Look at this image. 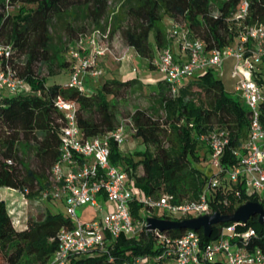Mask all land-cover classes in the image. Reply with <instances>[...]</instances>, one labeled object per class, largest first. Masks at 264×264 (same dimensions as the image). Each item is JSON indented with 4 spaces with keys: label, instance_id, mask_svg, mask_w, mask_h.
Wrapping results in <instances>:
<instances>
[{
    "label": "trees",
    "instance_id": "trees-1",
    "mask_svg": "<svg viewBox=\"0 0 264 264\" xmlns=\"http://www.w3.org/2000/svg\"><path fill=\"white\" fill-rule=\"evenodd\" d=\"M250 23L264 27V0H248ZM240 0H124L114 15L113 33L124 18L127 25L122 33L127 45L140 57L151 60L155 50L167 46L164 17L185 23L189 34L204 40L207 49L221 47L233 39L234 26L230 21ZM26 9L32 6L24 19L15 18L5 8ZM106 0H0V41L10 46L8 63L31 86V92H20L0 100V187L21 189L27 187L28 202L47 187L48 174L59 155V136L56 130L59 113L53 98L61 95L78 104L77 123L85 136L123 126L118 99L128 89L141 86V80L131 78H106L99 89L89 93L54 82L47 84L36 71L37 65H54L65 68L59 60L58 49L52 40L51 28L55 19L84 9L96 22L106 12ZM69 32H75L66 25ZM255 79L264 85V58L258 65ZM155 94L162 115L155 108H135L127 114L132 136L144 143V150L136 151L138 160L121 157L119 147L111 144V161L132 171L134 187L145 195L171 193L178 201L195 199L206 178L192 164L198 159L197 135L207 129L219 127L229 132V148L240 144L248 130V109L235 94L224 90L221 81L214 78L212 70L200 73L195 79L183 83L175 96H170L164 79L147 84ZM201 96V97H200ZM124 127V126H123ZM23 143L34 150L38 167L28 168L18 158L19 135ZM202 144V143H200ZM10 160V162H7ZM226 161L234 160L226 151ZM141 168L139 173L137 168ZM24 172V173H23ZM36 187V190H34ZM228 198L227 204L219 199ZM257 201L254 196L233 197L216 193L212 210L228 215L237 206ZM141 204L132 205V214L138 217ZM212 225L206 237L198 229L201 241L214 239L221 226ZM62 226H72V220L63 212L39 214L36 219L27 216V227L15 228L4 200L0 199V264H46L57 247L56 232ZM245 227H253L257 236L250 246L264 252V224L257 216L250 217ZM186 229L164 230L179 236ZM161 247L153 234L141 230L137 235H120L112 242L109 253L98 252L74 259L71 264H124L138 256H151V264H174L160 255ZM112 258V260L110 259ZM208 264H222L215 260Z\"/></svg>",
    "mask_w": 264,
    "mask_h": 264
},
{
    "label": "built area",
    "instance_id": "built-area-1",
    "mask_svg": "<svg viewBox=\"0 0 264 264\" xmlns=\"http://www.w3.org/2000/svg\"><path fill=\"white\" fill-rule=\"evenodd\" d=\"M11 8L7 5L6 13ZM248 17L249 1L240 0L230 17L235 32L232 41L209 49L203 39L191 36L181 23L172 20L167 33L178 41L186 60H177L169 46L158 49L153 60L155 68L164 76L170 96H175L194 72L222 68L223 61L229 57L234 60L231 76L235 79V95L248 109L247 134L240 144L230 148L229 132L219 127L197 135L217 172L206 178L195 199L178 201L171 193L145 195L137 190L132 171L111 161V144L119 147L126 140L124 127L119 125L85 136L77 123V102L61 95L53 98L59 113L56 126L59 155L48 170L47 187L40 191V197L61 201L72 226H62L56 232L57 247L46 264H71L84 255L109 253L112 242L120 235L133 236L141 230L153 234L161 247L160 255L172 259L174 264H208L215 260L222 264H264V252L250 246L257 232L253 227L244 228L246 223L223 225L214 239L204 243L197 230L186 229L179 236H171L158 229H147V217L132 214L135 203L150 212L157 211L159 215L153 217L169 220L211 214V202L216 193L235 198L242 194L254 196L264 207V85L255 79L258 65L264 58V27L248 22ZM106 38L107 34L94 31L73 40L68 47L72 65L65 85L86 92L84 77L96 79L103 73L97 58L107 50L103 44ZM9 56L10 46L0 41V100L32 91L29 83L8 63ZM227 149L234 160L231 163L225 160ZM15 190L20 193L22 202L19 207L7 210L12 225L24 229L27 227L29 189ZM220 201L227 204L228 198ZM82 205L92 206L101 215L90 220L78 218L75 210ZM145 259L138 256L124 264H145Z\"/></svg>",
    "mask_w": 264,
    "mask_h": 264
},
{
    "label": "rangeland",
    "instance_id": "rangeland-1",
    "mask_svg": "<svg viewBox=\"0 0 264 264\" xmlns=\"http://www.w3.org/2000/svg\"><path fill=\"white\" fill-rule=\"evenodd\" d=\"M124 0H106L107 8L104 16L96 22L92 17H90L84 9L79 12H71L68 15H64L58 19H55L52 23L51 35L52 40L56 44L58 49L59 60L67 61V66L65 68L58 67L54 65H37L36 71L39 77L46 79L47 84H52L54 82H59L65 84L69 81L70 68L72 61L68 54V47L72 45L74 39L79 35L88 36L94 31H99L103 34H107V38L103 41V44L107 47L105 54L97 58V64L102 69L103 73L92 81L87 77L85 78V91L87 93L92 90L96 91L99 89L100 84L106 78H120L121 73H126L129 70H134L132 72L133 76H136L141 80V86H135L128 89L124 94L118 99L119 109L122 114V122L124 126L125 133L127 134L126 140L119 146V152L121 157H132L134 160H138L139 156L134 154L136 151L144 150V143L141 139L132 136V129L130 128L129 121L127 119V114L134 110L135 108L151 109L152 107L157 109L159 115L163 114L160 110L158 102L155 99V94L151 91V88L147 84H155L158 80L163 77V74L155 68L153 60L156 56L157 50H155L151 60L144 59L137 55L133 48L129 47L125 41L122 30L127 25V19L124 18L120 22H116V30L111 33L114 22V15L120 9V5ZM32 6H27L26 9L18 8L15 6L11 8L10 11L13 13L15 18L24 19L25 16L30 12ZM172 23V20L165 16L164 25L167 39V46H172L174 43V38L168 35V29ZM70 25L75 29V32H69L66 29V25ZM184 29H187L185 23H181ZM233 34H235L233 30ZM234 60L232 58H226L223 61L222 68H216L212 70V75L214 78H218L225 91L234 93V81L235 79L231 76V68ZM198 71L194 72L191 76L187 77L186 81L195 79ZM154 80V81H153ZM88 82V83H87ZM90 83V84H89ZM89 84V86H88ZM201 97V96H200ZM20 145H18V158L21 160L28 168L36 170L38 167L37 159L34 156V150L32 147H28L24 144V139L22 134L19 135ZM198 159H192V164L198 168L204 178H209L212 174L217 172V168L210 164V157L207 148L204 144L198 143L197 145ZM138 172H141V168H137ZM24 173V172H23ZM47 175L48 172L45 170L43 173ZM36 190V187L35 189ZM38 196L29 200L27 207V216L36 219L39 214H44L46 210L50 212H64V206L61 201H55L49 198H41L40 194ZM17 195V194H16ZM15 195L9 194L5 196V204L7 209L11 207H16L17 204L22 202L20 193L17 195L18 199L15 200ZM0 197L3 198V193L0 192ZM28 198V197H27ZM98 199V198H97ZM20 206V204H19ZM76 216L82 220H90L94 217H99L101 215L100 211L94 210L92 206L82 205L76 208ZM152 215H159L157 211L150 212L145 207L138 209V217H148ZM90 253V252H89ZM145 259V264H151V256L143 257ZM225 258V257H224ZM226 260V259H225ZM224 260V261H225Z\"/></svg>",
    "mask_w": 264,
    "mask_h": 264
},
{
    "label": "water",
    "instance_id": "water-1",
    "mask_svg": "<svg viewBox=\"0 0 264 264\" xmlns=\"http://www.w3.org/2000/svg\"><path fill=\"white\" fill-rule=\"evenodd\" d=\"M257 216L258 222L264 224V207L257 201H247L233 211V213L224 215L218 211H213L211 214H205L197 217L187 218L183 220H169L165 218H156L149 216L147 220V229H158L160 231L184 228V229H201L202 234L209 237L212 230V225L221 222H242L246 223L252 216Z\"/></svg>",
    "mask_w": 264,
    "mask_h": 264
},
{
    "label": "crops",
    "instance_id": "crops-1",
    "mask_svg": "<svg viewBox=\"0 0 264 264\" xmlns=\"http://www.w3.org/2000/svg\"><path fill=\"white\" fill-rule=\"evenodd\" d=\"M173 44H172V46L170 45L169 47L171 48V50H172V52H173V54H174V56H175V58L177 59V60H180V61H184V60H186V54L180 49V46H179V43H178V41H176V40H173ZM132 72H134V70H129V71H127L126 73H121L120 74V78H131V77H136V76H133L132 75ZM88 78L89 80L91 79L92 81H94V79H92V78H90L89 76H85L84 77V80H85V78ZM161 79H164V76L161 78ZM160 79V80H161ZM154 81V80H153ZM85 83H86V81H85ZM88 83V82H87ZM66 84V83H65ZM90 84V83H89ZM89 84H88V86H89ZM92 91H94V90H92ZM206 147V146H205ZM0 192H2L3 193V198H1L0 197V199H2V200H5L4 198H5V196L7 197L9 194H13V195H15L14 197H15V200L16 199H18V194H19V192L17 191V190H15V188H12V187H0ZM17 194V195H16ZM20 204V203H19ZM19 204H17L16 205V208L17 207H19ZM64 206V205H63ZM64 213V212H63Z\"/></svg>",
    "mask_w": 264,
    "mask_h": 264
}]
</instances>
